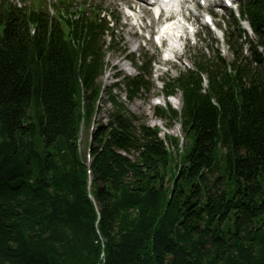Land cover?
Instances as JSON below:
<instances>
[{"label":"trees","instance_id":"trees-1","mask_svg":"<svg viewBox=\"0 0 264 264\" xmlns=\"http://www.w3.org/2000/svg\"><path fill=\"white\" fill-rule=\"evenodd\" d=\"M55 8L0 0V264H264L261 55L164 81L183 106L157 114L195 138L174 155L180 141L131 112L119 84L103 99L102 8ZM244 12L264 43V0ZM125 79L129 100L149 89ZM102 102L88 160L80 134Z\"/></svg>","mask_w":264,"mask_h":264},{"label":"rangeland","instance_id":"rangeland-1","mask_svg":"<svg viewBox=\"0 0 264 264\" xmlns=\"http://www.w3.org/2000/svg\"><path fill=\"white\" fill-rule=\"evenodd\" d=\"M37 1H41L43 3H47L48 9L51 10V7L49 5H55L57 3V0H14V3L17 4L20 7L23 6H32ZM76 4H80L83 2V0H75ZM91 3L94 4H100L103 7L108 8L109 10L113 11V14L118 18V26L116 27L117 30L115 31L116 36L115 39L118 41L119 37L122 35L124 36L123 45L126 46L128 49L127 54H133L134 50L136 49V46L140 43L139 50L136 52V57L143 56L147 54L148 56L155 59L154 68L158 69L155 71L153 69L152 75L146 74L145 79L150 82L151 90L150 91H144L143 94L139 98H135L134 100H129L126 97V89L127 87L123 84L119 85L114 89V94L117 96H120V99L123 100L126 105L128 106L129 110L133 112L138 117L145 119L147 123L152 125L153 127H157L160 130V136L162 138H166L167 136H173L177 138L180 141L179 149H174L171 144H167L168 147L171 148L172 153L174 155H177L178 153H184L186 147L189 151L191 148V145L193 141L195 140L193 135H190L186 137L184 135L182 125L180 122L172 121L170 117L164 116L162 117L161 121L155 120V110L157 106H163L165 108H169V104L177 111H181L182 102L180 99V94L176 97H173L175 102H178L179 104L171 103L169 102L165 97H162V89L163 84L162 81L166 80L167 77L170 78H176L179 76L181 72H184L190 68H193L194 63L198 62V60L201 57L206 58H216L218 51H216L217 48V41L215 38V35L210 33H202L200 35V39L198 43L192 42L188 48L185 50V56H183V59L179 64H165L157 67V63H159V60L162 57V53L159 49H156L153 45L154 44H147L146 47L142 45V38L140 36V32L134 29H131L127 26H125V19H122L123 13L121 11V7L124 5V3L121 4L118 1L113 0H89ZM147 23H152V21H148ZM235 23L233 20L231 22H226L221 24V28L224 29L226 32L230 30H234ZM158 25L157 22H154V28L157 30ZM236 32H239L238 29H235ZM238 30V31H237ZM136 32V33H134ZM227 36V35H226ZM139 42V43H138ZM220 45V44H219ZM118 50V47H115L113 51H111L107 56V62H109V66L105 72V74L102 76L101 80L104 84V94L103 99L107 100V90H109L113 84L117 81H122L126 76L133 77L137 74H139L138 69H136V65L132 66V63L128 60H125L124 57L126 54L120 53ZM231 53V49H230ZM247 55H250L248 53ZM130 56V55H129ZM232 57V53H231ZM117 74H119L117 76ZM158 95L159 98H156L155 96ZM101 111L100 113H97L96 119L94 120V123L92 126L88 129L83 128L81 134H80V148L82 152H86L87 147L89 144H92L94 142L93 135L96 132L97 129V121L100 119L103 120V122L106 123V117H107V110L110 108V106L107 104L105 105L103 102L100 103ZM159 122V123H158ZM157 124V125H156ZM163 125V126H162ZM168 127V128H167ZM168 130V131H167ZM180 157L178 156L177 159Z\"/></svg>","mask_w":264,"mask_h":264},{"label":"bare ground","instance_id":"bare-ground-1","mask_svg":"<svg viewBox=\"0 0 264 264\" xmlns=\"http://www.w3.org/2000/svg\"><path fill=\"white\" fill-rule=\"evenodd\" d=\"M180 99H181V97H180ZM175 102V100H174V98H172V100H171V103H174ZM181 102H182V100H181ZM176 104H179L178 102H175ZM180 105V104H179ZM159 123V122H158ZM157 125V124H156ZM163 126V125H162ZM168 128V127H167ZM168 131V130H167Z\"/></svg>","mask_w":264,"mask_h":264}]
</instances>
